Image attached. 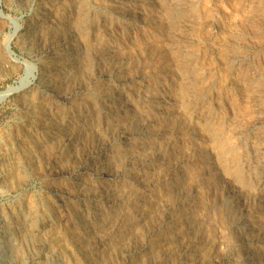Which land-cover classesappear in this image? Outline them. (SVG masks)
Wrapping results in <instances>:
<instances>
[{
  "label": "rangeland",
  "instance_id": "1",
  "mask_svg": "<svg viewBox=\"0 0 264 264\" xmlns=\"http://www.w3.org/2000/svg\"><path fill=\"white\" fill-rule=\"evenodd\" d=\"M122 1L0 0V153L11 150L19 158L18 162H14L16 164L6 167L10 173L0 178V264H20L21 258L23 264H264V164L257 160L256 152L240 142L233 133L234 128L244 129L248 122L259 124V128L264 129V87L254 85L257 86L254 90L249 84L253 74L246 70L247 66L262 68L264 64L261 63L264 62V0ZM51 2L55 4L53 9L48 6ZM83 5L88 13L78 18L74 11ZM41 8L49 9L60 25L63 23L76 28V33L82 34L81 38L88 47L84 75L75 85L78 101L65 107L61 103L53 106L52 102H44L56 127L81 133L82 136L76 139L77 147L73 154L59 142L54 143L46 134L33 137L35 147L20 142L26 118L22 113V103H18L17 91L33 86L39 74L38 64L42 54L23 41L19 29L29 24L41 26ZM181 12H184L183 15ZM105 13L109 16L105 17ZM175 42L177 45L180 43L179 50ZM7 43L10 51L7 50ZM100 46L107 48V54L96 56L93 47ZM180 54L192 56L190 62L185 61L189 65L186 74L181 72L183 63ZM237 57L245 60L239 62ZM187 74L190 76L185 78ZM34 92V89L29 90V99L21 98L25 101L23 106L33 103L31 97L35 96ZM93 95L97 98L91 99ZM256 96L259 97L258 102L252 105ZM191 100L195 105L192 112L203 115L199 121H191L193 123L187 122L184 116L187 103ZM150 107L152 111L148 109ZM83 116L88 121L79 123L78 119ZM140 121L145 125L143 137L134 135L131 125ZM116 123L121 128L119 131ZM207 124L215 128L225 146L232 149L233 153L225 157L229 166L223 164L219 148L209 130L207 132L210 128ZM120 131L129 135L122 136ZM169 143L173 146L171 149L167 146ZM234 143L236 146H233ZM100 147H105L106 153H102ZM26 152L30 155L27 156ZM127 153L140 155L136 157L133 169H126L113 180L100 177L97 169L100 163L114 162L116 157L121 159ZM87 155L92 157V161L87 163L89 169L86 171L80 166L88 158ZM142 164H145L144 167ZM238 169L242 178L235 174ZM78 179L82 180V184L77 183ZM108 188L114 189V206L106 205L102 197V191ZM79 189H85L86 196L90 193L94 199L81 196ZM186 217L194 222L189 229L193 234L191 239L195 240L189 249L182 248L174 235L176 232L183 233L184 222L174 229L168 228L166 223L170 218L180 221ZM25 220L34 223L25 229ZM15 221L18 223L10 225ZM118 226L121 229L116 235ZM163 229L166 234L161 232ZM28 236L37 241H29ZM14 248L21 251L20 258L14 253ZM2 251L8 255H2Z\"/></svg>",
  "mask_w": 264,
  "mask_h": 264
},
{
  "label": "bare ground",
  "instance_id": "2",
  "mask_svg": "<svg viewBox=\"0 0 264 264\" xmlns=\"http://www.w3.org/2000/svg\"><path fill=\"white\" fill-rule=\"evenodd\" d=\"M18 1V0H17ZM125 1V0H123ZM122 1V2H123ZM166 1V0H165ZM179 1V0H178ZM262 1V0H261ZM54 2V0H53ZM53 2H51V5H48L49 8L51 9L52 8V5H55ZM84 2V1H83ZM82 2V3H83ZM121 2V1H119ZM128 2H134V0H127V3ZM153 2V1H151ZM155 2V1H154ZM175 2V1H174ZM264 1H262L263 3ZM81 3V2H80ZM137 3V2H136ZM189 3V2H188ZM46 4V3H45ZM59 4H61L59 2ZM79 4V3H78ZM165 4V2H164ZM171 4V3H170ZM178 5V4H177ZM176 5V6H177ZM44 6V5H43ZM47 6V5H46ZM58 6V5H56ZM132 6V5H131ZM158 6V5H157ZM189 6V5H188ZM88 7V6H87ZM142 7V6H141ZM148 7V6H147ZM181 7V6H180ZM191 7V6H190ZM251 7V6H250ZM262 7V6H261ZM81 8V9H80ZM176 8V7H175ZM38 9V8H37ZM53 9V8H52ZM77 9V8H76ZM158 9V8H157ZM185 9V8H184ZM59 10V9H58ZM88 10V9H87ZM128 10V9H127ZM61 11V10H60ZM90 11V10H89ZM122 11V10H121ZM133 11V10H132ZM131 11V13H132ZM167 11H169V9H167ZM175 11V10H174ZM178 11V10H177ZM180 11V9H179ZM185 11V10H184ZM187 11V10H186ZM191 11V10H190ZM36 12V11H35ZM39 12V11H38ZM41 12V15H39L40 17V20H41V26H39L38 24H29L27 27L25 28H20L19 29V34H20V37L23 39V41H25L26 43L29 44V46H32V47H35V49L37 48V50H39V53L42 54V59L40 60L39 62V74L38 76L36 77V80H35V83H33V86L30 87H26L23 89V90H19L17 91V98H18V103H22L20 104L22 106V109H23V112L24 113V117L26 118V122H25V125H24V129L21 130V138L22 141L20 140V142H23L22 144H26V145H30V147L32 146H36L35 144L32 143L33 141V137L35 135H40L41 134H46V135H49L51 137V139L55 142H59L60 145H64L67 149V151L71 154L74 153V151L76 150V144L75 142H77L76 139H79L81 135L80 132H70L69 130L67 129H63L62 128H58L56 127V123L52 122V118L49 116V112L46 110L47 108V105L44 104V102L48 101V102H52L53 106H59V103H61L64 107L67 106V105H70V104H74V102H77L78 99L76 100V90H75V85L81 81V78L83 77L84 75V69L86 68V62H87V51H88V47L87 45L85 44V42L82 40L81 38V35L82 34H77L75 29L71 26H66L65 24L63 25H60L57 21H56V17L51 14L50 10L48 9H45V8H41L40 10ZM57 12V10H56ZM77 15V17H83L85 14L87 15V11L83 5V7H79L77 10L74 11ZM165 12V11H164ZM43 13V14H42ZM53 13V12H52ZM154 13V12H153ZM166 13V12H165ZM182 13V12H181ZM184 13V12H183ZM183 13L181 15H183ZM187 13V12H186ZM164 14V13H163ZM168 14V13H167ZM171 16L172 14L169 13ZM176 15H177V12H176ZM103 16V15H102ZM101 16V17H102ZM109 16V15H108ZM106 16V13H105V17H108ZM140 16V15H137V17ZM69 17V16H68ZM86 17V16H85ZM104 17V18H105ZM166 17V15H165ZM170 17V16H169ZM179 17V15H178ZM181 17V16H180ZM183 17V16H182ZM119 18V17H118ZM171 18V17H170ZM176 18V17H175ZM251 18V17H250ZM91 19V18H90ZM182 19V18H181ZM180 19V20H181ZM79 20V19H78ZM108 20V19H107ZM172 20H173V17H172ZM1 21V20H0ZM77 21V20H76ZM80 21V20H79ZM168 21V19H167ZM175 22L177 21L174 20ZM61 22V21H60ZM81 22V21H80ZM79 22V23H80ZM122 22V21H121ZM135 22V21H133ZM150 22V21H149ZM153 22V21H152ZM165 22V21H164ZM169 22V21H168ZM2 23V22H1ZM36 23V22H35ZM84 23V21H83ZM99 23V22H98ZM69 24V23H68ZM74 24V23H73ZM72 24V25H73ZM159 24V23H158ZM173 24L175 25V23L173 22ZM77 25V24H76ZM79 25V24H78ZM86 25V24H84ZM140 25V24H139ZM144 25V24H143ZM183 25V24H182ZM213 25V24H212ZM87 26V25H86ZM107 26V25H106ZM181 26V25H180ZM78 28V26H76ZM124 27V26H123ZM135 27V26H134ZM143 27V26H142ZM157 27V26H156ZM210 27V26H209ZM104 28V27H103ZM112 28V27H111ZM161 28V27H160ZM171 28V27H170ZM174 28V27H173ZM177 28H179L177 26ZM84 29V28H83ZM107 29V28H106ZM118 29V28H117ZM124 29V28H123ZM139 29V28H138ZM214 29V28H213ZM241 29V28H240ZM88 30V28H87ZM120 30V29H119ZM162 30V29H161ZM184 30V29H183ZM83 31V30H81ZM106 31V30H105ZM171 32V31H170ZM213 32V31H212ZM215 32V31H214ZM86 33V32H84ZM109 33V32H108ZM107 33V34H108ZM182 33V32H180ZM110 34V33H109ZM215 34V33H214ZM118 35V34H117ZM168 35V34H167ZM185 35V34H184ZM89 36V35H88ZM99 36V35H98ZM103 36V35H102ZM108 36V35H107ZM204 36V35H203ZM211 36V35H210ZM87 37V36H86ZM175 37V36H174ZM233 37V36H232ZM105 38V37H104ZM108 38V37H107ZM202 38V37H201ZM207 38V37H206ZM205 38V39H206ZM94 39H97V38H94ZM176 39V37H175ZM180 39V38H179ZM112 40V39H111ZM87 41V39H86ZM98 41V40H97ZM88 42V41H87ZM94 42V41H93ZM89 43V42H88ZM113 43V42H112ZM177 42H175L176 44ZM207 43V42H206ZM235 43V42H234ZM171 44V43H169ZM180 44V43H179ZM175 45L177 47V50H179V46L181 45ZM182 44V43H181ZM25 45V44H24ZM104 45V44H103ZM107 45V44H106ZM184 45V44H183ZM188 45V44H187ZM235 45V44H234ZM114 46V45H113ZM189 47V46H188ZM184 48V47H183ZM95 49V50H94ZM107 48H104V47H97V48H94L93 47V50L96 52V56H102L104 54H107ZM189 49V48H188ZM238 49V48H237ZM30 50H33V49H30ZM37 50H36V54H37ZM181 50V49H180ZM183 50V49H182ZM186 50V49H185ZM232 50V49H231ZM230 50V52H231ZM233 51V50H232ZM235 52V50H234ZM180 53V52H179ZM229 53V52H227ZM39 54V55H40ZM95 54V53H94ZM191 54V53H190ZM239 54V53H238ZM39 55H36V56H39ZM88 55V54H87ZM240 55V54H239ZM251 55H253L251 53ZM91 56H92V53H91ZM191 56V55H190ZM190 56L189 55H179V58L182 59V69H181V72L185 73L187 72V70L189 69L188 66L186 65V62H190ZM197 56V55H196ZM241 56V55H240ZM245 56V55H244ZM192 57V56H191ZM199 57V56H198ZM235 57V56H234ZM246 57V56H245ZM93 58V57H92ZM229 58V57H228ZM238 58V57H237ZM248 58V57H247ZM258 58V57H257ZM91 59V58H90ZM235 59V58H234ZM249 59V58H248ZM259 59V58H258ZM193 60V59H192ZM237 61H243L245 60V58H238L236 59ZM186 61V62H185ZM226 61V60H225ZM259 61V60H257ZM166 62V61H165ZM197 62V61H196ZM195 62V63H196ZM233 62V61H231ZM236 62V61H235ZM227 63V61H226ZM237 63V62H236ZM258 63V62H257ZM261 63H264V62H261ZM96 64V63H95ZM123 64V63H122ZM197 64V63H196ZM124 65V64H123ZM122 65V67H123ZM245 66H247V64H244ZM243 65V66H244ZM255 65V64H254ZM193 66V65H192ZM229 66V65H228ZM233 66H235L233 64ZM232 66V67H233ZM238 66V64L236 65ZM250 66V64H249ZM97 67V66H96ZM106 68V67H105ZM112 68V67H111ZM120 68V67H119ZM191 68V67H190ZM228 68V67H227ZM235 68V67H234ZM164 70V68H162ZM169 69V68H168ZM240 69V68H239ZM244 69V68H243ZM97 70V69H96ZM232 70V69H231ZM234 70V69H233ZM246 70L250 73L253 74V78L250 80L249 84L251 85V87L254 88V90L257 89V86H261V87H264V64L261 67L259 68H249L247 66ZM240 71V70H239ZM246 71V72H247ZM97 73V72H96ZM86 74V72H85ZM117 74V73H116ZM125 74V72H124ZM162 74V73H161ZM186 74V73H185ZM190 74V73H189ZM187 74L188 76H185L186 77H189L190 75ZM195 74V73H194ZM114 76V75H113ZM122 75H120L121 77ZM159 76V75H158ZM165 76V75H164ZM232 76V75H231ZM242 76V74H241ZM105 77V76H104ZM140 77V76H139ZM166 77V76H165ZM176 77V76H175ZM240 77V76H239ZM163 78V77H162ZM244 78V77H243ZM251 78V77H250ZM96 79V78H95ZM113 79V78H112ZM129 79V78H128ZM177 79V78H176ZM201 79V78H200ZM237 79V78H236ZM90 80V79H89ZM142 80V79H141ZM162 80V79H161ZM170 80V79H169ZM187 80V79H185ZM184 80V81H185ZM191 80V79H190ZM203 80V79H202ZM242 80V79H241ZM247 80V79H246ZM166 81V80H165ZM240 82V80H238ZM98 82V81H97ZM113 82V81H112ZM162 82V81H161ZM164 82V81H163ZM193 82V81H191ZM195 82V81H194ZM205 82V81H203ZM30 83V82H29ZM99 83V82H98ZM110 83V82H109ZM124 83V82H123ZM143 83V82H142ZM160 83V81H159ZM100 84L102 85V83L100 82ZM117 84V83H116ZM160 84H163V83H160ZM176 84V83H175ZM236 84V83H235ZM25 85V84H24ZM158 85V84H157ZM249 85V86H250ZM254 85H257L256 87ZM164 86V85H163ZM178 86V85H176ZM182 86V84H181ZM90 87V86H89ZM136 87V85H135ZM142 87V86H141ZM207 87V86H206ZM21 88V87H20ZM19 88V89H20ZM23 88V87H22ZM126 88V87H125ZM159 88V87H158ZM176 88V87H175ZM210 88V87H209ZM243 88V87H241ZM35 90V96L31 97L33 98V103L31 102H28V105L26 106H23L24 102L23 100H21V98H25L27 99V95H28V92L29 90ZM77 89V88H76ZM128 89V88H127ZM138 89V88H137ZM145 89V88H144ZM204 89V88H203ZM212 89V88H211ZM93 90V89H92ZM108 90V89H107ZM155 90V89H154ZM153 90V91H154ZM169 90V89H168ZM182 90V89H181ZM250 90V89H249ZM78 91V90H77ZM83 91V90H82ZM104 91V90H102ZM111 91V90H110ZM133 91V90H132ZM174 91V90H173ZM177 91H180L177 89ZM207 91V89H206ZM209 91V90H208ZM107 92V91H106ZM131 92V90H130ZM145 92V91H144ZM150 92V91H149ZM176 91H174L175 93ZM197 92V91H196ZM99 93V92H98ZM110 93V92H109ZM137 93V92H135ZM166 93V92H165ZM192 93V92H191ZM264 93V92H263ZM88 94V93H87ZM96 94V93H95ZM102 95V92L100 90V93ZM182 94V93H181ZM208 93H206L205 95H207ZM105 95V94H104ZM120 95V94H119ZM125 95V94H124ZM134 95V94H133ZM141 95V94H140ZM176 95V94H175ZM195 95V94H194ZM193 95V96H194ZM88 96V95H87ZM116 96V95H115ZM187 96V95H186ZM192 96V95H191ZM122 97V95H121ZM125 97V96H124ZM185 97V95H184ZM189 97V96H188ZM82 98V97H81ZM88 98V97H87ZM86 98V99H87ZM97 98L95 95H93V97H91V99H95ZM106 98V97H105ZM158 98V97H157ZM173 98V97H172ZM211 98V97H210ZM249 98V97H248ZM258 96H256L255 99L252 100V105H256L257 102H258ZM263 98V97H262ZM29 99V98H28ZM90 99V100H91ZM101 99V98H100ZM142 99V98H141ZM159 99V98H158ZM176 99V98H175ZM187 99V98H186ZM218 99V98H217ZM220 99V98H219ZM264 99V98H263ZM76 100V101H75ZM127 100V99H126ZM139 100V99H138ZM148 100V99H147ZM29 101V100H28ZM93 101V100H92ZM134 101V100H133ZM163 101V100H162ZM166 101H168L166 99ZM182 101V100H181ZM210 101V100H209ZM27 102V101H26ZM101 102V101H99ZM111 102V101H110ZM115 102V101H114ZM120 102V101H119ZM125 102V101H124ZM130 102V101H129ZM128 102V103H129ZM202 102V101H201ZM218 102V101H217ZM227 102V101H226ZM180 103V102H179ZM225 103V101H224ZM27 104V103H26ZM82 104V103H81ZM90 104V103H89ZM88 104V105H89ZM99 104V103H98ZM138 104V103H137ZM141 104V103H140ZM185 104V103H184ZM208 104H210L208 102ZM92 105V104H91ZM103 105V104H102ZM101 105V106H102ZM126 105V104H125ZM139 105V104H138ZM158 105V104H157ZM161 105V104H160ZM193 105H194V101L191 100V101H188L187 103V111L185 113V119L187 122H191V121H194L198 119V121L203 118V115L200 114H197V113H193L192 110H193ZM198 105V104H197ZM211 105V104H210ZM231 105V103H230ZM73 106V105H72ZM79 106V105H78ZM117 106V105H116ZM124 106V105H123ZM129 106V105H128ZM127 106V107H128ZM165 106V105H164ZM195 106V105H194ZM213 106V105H212ZM218 106V105H217ZM92 107V106H91ZM98 107V106H97ZM169 107V106H168ZM185 107V106H184ZM206 107V106H205ZM220 107V106H219ZM252 107V106H251ZM250 107V108H251ZM96 108V107H95ZM105 108V107H104ZM121 108V107H120ZM126 108V107H125ZM197 108V107H196ZM211 108V107H210ZM255 108V107H254ZM263 108V107H262ZM51 109V108H50ZM65 109V108H64ZM63 109V110H64ZM88 108L86 107V110ZM118 109V108H117ZM124 109V108H123ZM131 109V107H130ZM148 109H151L148 108ZM180 109V108H179ZM182 109H183V106H182ZM205 109V108H204ZM97 110V109H96ZM106 110V109H105ZM116 110V109H115ZM181 110V109H180ZM212 110V109H211ZM217 110V109H216ZM239 110V109H238ZM21 111V109H20ZM50 111V110H49ZM66 111V110H65ZM71 111V110H70ZM128 111V110H126ZM152 111V109L150 110ZM155 111V110H154ZM177 111V110H176ZM204 111V110H203ZM210 111V110H208ZM56 112V111H55ZM63 112V111H62ZM97 112V111H96ZM111 112V111H110ZM120 112V111H119ZM156 112V111H155ZM195 112V110H194ZM197 112V111H196ZM201 112V111H200ZM225 112V111H224ZM262 112V110H261ZM260 112V113H261ZM89 113V112H88ZM107 113V112H106ZM114 113V112H113ZM134 113V112H133ZM228 113V112H227ZM231 113V112H230ZM245 113V112H244ZM51 114V113H50ZM56 114V113H55ZM63 114V113H62ZM77 114V112H76ZM98 114V113H97ZM128 114V113H127ZM165 114V113H164ZM205 114V113H204ZM215 114V113H214ZM229 114V113H228ZM96 115V114H95ZM233 115V114H232ZM111 116V115H110ZM133 116V115H132ZM259 116V115H258ZM54 117V116H53ZM57 117V116H56ZM115 117V116H114ZM172 117V116H171ZM216 117V116H215ZM235 117V116H234ZM250 116H248L249 118ZM62 118V117H60ZM91 118V117H90ZM96 118V117H95ZM173 118V117H172ZM238 118V117H237ZM257 118V117H256ZM97 119V118H96ZM121 119V118H120ZM171 119V118H170ZM241 119V118H240ZM55 120V119H54ZM63 120V118H62ZM124 120V119H123ZM128 120V119H127ZM167 120V118H166ZM210 120V119H208ZM220 120V119H219ZM73 121V120H72ZM79 123H86L88 121V118L87 117H82V118H79L78 119ZM91 121V120H90ZM113 121V120H112ZM117 121V120H116ZM252 121V120H251ZM56 122V121H55ZM63 122V121H62ZM93 122V121H92ZM132 122V121H131ZM129 122V123H131ZM233 122V121H232ZM253 122V121H252ZM77 123V122H76ZM151 123V122H150ZM193 123V122H191ZM262 123V122H261ZM260 123V124H261ZM78 124V123H77ZM110 124V123H109ZM101 125V124H100ZM119 123H116V127H118V131H119ZM134 128V135L137 134L138 137H143L144 135L142 134V131H144V127L145 125L140 121V122H136V124H131ZM215 125V123H214ZM217 125V124H216ZM233 125V124H232ZM231 125V126H232ZM259 125V124H258ZM257 124L255 123H249L247 125H245L246 127L244 129H240V128H234V131L233 133L236 135V137L238 138V140H240V142L244 143L245 145L247 146H250L255 152L256 154L258 155L257 160H259L261 163L264 164V129H261L259 128L260 126H258ZM97 126V124H96ZM208 127L209 124H207ZM213 126V125H212ZM219 126V125H217ZM67 127V126H66ZM74 127V126H73ZM200 127V126H199ZM216 127V126H215ZM225 127V126H224ZM241 127V126H240ZM72 128V127H71ZM70 128V129H71ZM77 128V127H76ZM96 128V127H95ZM242 128V127H241ZM121 129V128H120ZM215 129V128H214ZM214 129H212V127L208 128L207 129V132L209 130V133L212 135H209L212 137V139L214 138L215 140V143H216V146L219 148V155L220 157L223 158V164L225 163V165L229 166V163L228 161H226L225 157L227 155L230 156L231 152L233 153L232 149L229 147H226L225 144L222 142L221 140V135H219V133L217 131H215ZM83 130V129H82ZM81 130V131H82ZM113 130V129H112ZM219 130V129H218ZM224 130V129H223ZM75 131V130H74ZM84 131V130H83ZM205 131V130H204ZM220 131V130H219ZM222 131V130H221ZM103 132V131H102ZM227 132V131H226ZM195 133V131H194ZM86 134V133H85ZM120 135H124V136H128L129 134L125 133L124 131H120L119 133ZM161 134V133H160ZM207 134V135H208ZM228 135V134H227ZM45 136V135H44ZM159 136V135H158ZM232 137H234L233 135H231ZM14 137V136H13ZM135 137V136H134ZM157 137V136H156ZM179 137V136H178ZM184 137V136H183ZM223 137V136H222ZM43 138V137H42ZM47 138V137H46ZM121 138V137H120ZM148 138V137H147ZM140 139V138H139ZM138 139V140H139ZM24 140V141H23ZM36 140V139H35ZM102 140V139H101ZM196 140V139H195ZM210 140V139H209ZM228 140V138H227ZM17 141V140H16ZM118 141V140H117ZM152 141V140H151ZM199 141V140H198ZM230 141V140H229ZM41 142V141H40ZM90 142V141H89ZM119 142V141H118ZM138 142V141H137ZM149 142V141H148ZM197 142V141H196ZM235 142V141H234ZM36 143V142H34ZM51 143V141H50ZM110 143V142H109ZM114 143V142H113ZM38 144V143H36ZM42 144V143H41ZM210 144V143H209ZM237 144V143H236ZM243 144V145H244ZM43 145V144H42ZM78 145V144H77ZM123 145V144H122ZM127 145V144H126ZM166 145V144H165ZM235 145V143L233 144V146ZM244 145V146H245ZM16 146V145H15ZM45 146V145H43ZM90 146V145H89ZM168 148L171 149L172 144L169 143L168 145ZM180 146V145H179ZM236 146V145H235ZM40 147V146H39ZM42 147V146H41ZM119 147V146H118ZM144 146H140V148H142ZM146 147V146H145ZM175 147V146H174ZM215 147V145H214ZM22 148V147H21ZM29 148V146H28ZM38 148V147H37ZM43 148V147H42ZM63 148V147H62ZM101 148V147H100ZM117 148V147H116ZM126 148V147H125ZM245 148V147H243ZM14 149V148H13ZM40 149V148H39ZM237 149V148H236ZM19 150V149H18ZM28 150V149H27ZM33 150V149H32ZM31 150V151H32ZM36 150V149H35ZM64 150V149H63ZM84 150V149H83ZM86 150V148H85ZM94 150V148H93ZM92 150V151H93ZM106 148L103 147L101 148V152H105ZM122 150V149H121ZM25 151V150H23ZM22 151V152H23ZM29 151V152H31ZM58 151V150H57ZM60 151V150H59ZM82 151V150H81ZM100 151V150H99ZM98 151V152H99ZM125 151V150H123ZM138 151V150H137ZM217 151V149L215 150ZM29 152H26L27 156L30 155ZM38 152V151H37ZM67 152V153H68ZM76 152V151H75ZM80 152V151H79ZM254 152V153H255ZM25 153V152H24ZM35 153V152H34ZM45 154V152H43ZM57 153V152H56ZM84 153V152H83ZM96 153V152H95ZM106 153V152H105ZM240 153V151H239ZM243 153V152H242ZM25 154V155H26ZM32 154V153H31ZM98 154V153H96ZM139 153H137L136 155H128L125 154V155H122L121 156V159L120 158H117L116 157V160L114 162H102L98 165L97 169H98V172L101 174V178H105V180H113L119 176H121L124 171L126 169H133V164L134 162H136V157H139L140 155H138ZM246 154V153H245ZM65 155V154H64ZM83 155V154H82ZM95 155V154H94ZM121 155V154H120ZM165 155V154H164ZM171 155V154H170ZM176 155V154H175ZM251 154H249L250 156ZM255 155V154H254ZM24 156V154H23ZM50 156V155H49ZM218 156V155H216ZM242 156V154H241ZM240 156V157H241ZM244 156V155H243ZM256 156V155H255ZM33 157V156H31ZM61 157V156H60ZM68 157V155H67ZM88 157V155H87ZM94 157V156H93ZM201 157V156H200ZM22 158V157H21ZM64 158V157H63ZM92 157L89 156L85 162H82L80 168H83V169H89L88 168V165L87 163L90 162V160L92 161L91 159ZM206 158V157H205ZM219 158V157H218ZM235 158V157H234ZM233 158V159H234ZM245 158V157H244ZM23 159V158H22ZM28 159V158H27ZM62 159V158H61ZM70 159V158H69ZM158 159V158H157ZM166 159V158H165ZM227 159H230L227 157ZM248 159V158H247ZM19 158H18V155L14 152V151H5V152H2L0 153V178H3V177H6L10 172L9 170L6 168L8 165H10L11 163H14V162H18ZM25 160V159H24ZM63 160V159H62ZM72 160V159H71ZM250 160V159H249ZM256 160V161H257ZM31 161V160H30ZM49 161V160H48ZM51 161V160H50ZM100 161V160H99ZM240 161V160H239ZM244 161V160H243ZM247 161V160H246ZM22 162V161H21ZM154 162V161H153ZM203 162V161H202ZM206 162V161H205ZM232 162V161H231ZM230 162V163H231ZM241 162V161H240ZM61 163V162H60ZM71 163V161H70ZM77 163V162H76ZM221 163V162H220ZM16 164V163H14ZM18 164V163H17ZM23 164V163H22ZM29 163H27L28 165ZM34 164V163H33ZM49 164V163H48ZM78 164V163H77ZM159 164V163H158ZM200 164V163H199ZM13 165V164H12ZM31 165V163H30ZM53 165V163H52ZM145 164H142V166L144 167ZM180 165V164H179ZM220 165V164H219ZM259 165V164H258ZM18 167V165H16ZM55 166V165H54ZM94 166V165H93ZM157 166V165H156ZM184 166V165H183ZM222 166V165H221ZM234 166V165H233ZM12 167V166H11ZM16 167V168H17ZM20 167V166H19ZM23 167V165L21 166ZM25 167V166H24ZM148 167V166H147ZM181 167V166H180ZM203 167V166H202ZM256 167V166H255ZM10 168V167H9ZM56 168V167H55ZM157 168V167H156ZM225 168V167H223ZM263 168V167H262ZM20 169V168H19ZM49 169V168H48ZM72 169V168H71ZM138 169V168H137ZM143 169V168H142ZM158 169V168H157ZM178 169V168H177ZM176 169V170H177ZM181 169V168H180ZM213 169V168H212ZM234 169V168H233ZM240 169V168H239ZM238 170H235V174L236 176H240V178H242V174L241 172ZM255 169V168H254ZM12 170V169H11ZM10 170V171H11ZM75 170V169H74ZM186 170V169H185ZM224 170V169H223ZM259 170V168H258ZM77 171V170H76ZM81 171V170H80ZM87 171V170H86ZM179 171V170H178ZM251 171V170H250ZM255 171V170H254ZM62 172V171H61ZM94 172V171H93ZM97 172V173H98ZM140 172V171H139ZM207 172V171H206ZM264 172V170H263ZM13 173V172H12ZM64 173H69V172H64ZM73 172H71L72 174ZM98 173V174H99ZM144 173V172H143ZM180 173V172H179ZM227 173V171L225 172ZM232 173V172H231ZM33 174V173H32ZM70 174V173H69ZM74 174H76L74 172ZM171 174V172H170ZM213 174V173H212ZM220 174V172H219ZM144 175V174H143ZM264 175V174H263ZM12 176V175H11ZM69 176V175H68ZM81 176V175H80ZM97 176V175H96ZM235 176V175H234ZM250 176V175H249ZM83 177V176H82ZM95 177V176H94ZM167 177V176H166ZM262 177V176H261ZM87 178V177H86ZM89 178V177H88ZM168 178V177H167ZM171 178V177H170ZM174 178V177H173ZM178 178V177H177ZM223 178V177H222ZM236 178V177H235ZM138 180V178H136ZM176 179V178H175ZM183 179V178H182ZM217 179V178H216ZM224 179V178H223ZM237 179V178H236ZM250 179V178H248ZM247 179V180H248ZM252 179V178H251ZM260 179V178H259ZM79 181L77 183L82 184V180L80 181V179H78ZM142 180V179H141ZM164 180V179H163ZM226 180V179H225ZM229 180V179H228ZM59 181V180H58ZM61 181V180H60ZM77 181V180H76ZM132 181V180H131ZM171 181V180H170ZM174 181V179H173ZM181 181V180H180ZM75 182V181H74ZM103 182V181H102ZM142 182V181H141ZM165 182V181H163ZM169 182V181H168ZM177 182V181H176ZM217 182V181H216ZM235 182V180H234ZM237 182V181H236ZM235 182V183H236ZM260 182V181H259ZM61 183V182H60ZM65 183V182H64ZM76 183V182H75ZM92 183V182H90ZM172 183V182H171ZM230 183V182H229ZM57 184V182H56ZM71 184V183H70ZM59 185V183H58ZM94 185V184H93ZM106 185V184H105ZM154 185V184H153ZM167 185V184H166ZM170 185V184H169ZM180 185H181V182H180ZM240 185V184H238ZM55 186V185H54ZM57 186V185H56ZM60 186V185H59ZM126 186V185H125ZM128 186V185H127ZM244 186V185H243ZM248 186V185H247ZM70 187V186H69ZM113 187V186H112ZM121 187V186H120ZM156 187V186H155ZM159 187V186H158ZM177 187V186H176ZM72 188V187H71ZM93 188V187H92ZM103 188V187H101ZM142 188V186H141ZM149 188V187H147ZM166 188V187H165ZM196 188V187H195ZM67 189V188H66ZM111 189V188H110ZM123 189V188H122ZM172 189V188H171ZM81 191H79V193H81L80 195L81 196H86V194L84 193V190L82 191V189H79ZM87 190V188H86ZM114 189H111L109 190L106 189L105 191H102V197L103 199L105 200L106 202V205L108 204L109 206H114L116 204V201H115V198H114V191H112ZM119 190V189H118ZM146 190V189H145ZM120 191V190H119ZM83 192V193H82ZM180 192H182V189L180 190ZM194 192V191H193ZM264 192V190H263ZM68 193V192H67ZM94 193V192H93ZM140 193V192H139ZM71 194V193H70ZM98 194V193H97ZM117 194V193H116ZM99 195V194H98ZM97 195V196H98ZM196 195V194H195ZM264 195V194H263ZM60 196V195H59ZM71 197V196H70ZM87 198L89 199H94L93 196H91L90 193H87ZM85 197V198H86ZM84 198V197H83ZM82 198V199H83ZM96 198V197H95ZM140 198V197H139ZM193 198V197H192ZM133 199V198H132ZM190 199V198H189ZM75 200V199H74ZM102 200V199H101ZM135 200V199H134ZM192 200V199H191ZM125 201V200H124ZM119 202V201H118ZM70 203V202H69ZM190 203V202H189ZM78 204V203H77ZM92 204V203H91ZM131 204V203H130ZM188 204V203H187ZM61 205V204H60ZM94 205V204H93ZM103 205V204H102ZM92 206V205H90ZM97 207V206H96ZM184 207V206H183ZM26 208H29V207H26ZM31 208V207H30ZM72 208V207H71ZM80 208V207H79ZM20 209V208H19ZM37 209V208H36ZM106 209V208H105ZM122 209V207H121ZM30 210V209H29ZM32 210V209H31ZM35 210V209H33ZM85 210V209H84ZM144 210V209H143ZM176 210V209H175ZM196 210V209H195ZM12 211V210H11ZM10 211V212H11ZM72 211V210H71ZM87 211V210H86ZM113 211V209H112ZM168 211V210H167ZM179 211V210H177ZM14 212V211H13ZM31 212V211H30ZM33 212V211H32ZM45 212V211H44ZM76 212V211H75ZM121 212V211H120ZM135 212V211H134ZM192 211H190L191 213ZM49 213V212H48ZM58 213V212H57ZM138 213V212H137ZM146 213V212H145ZM179 213V212H178ZM261 213V212H260ZM29 214V213H28ZM37 214V213H36ZM35 214V216H36ZM44 214V213H43ZM76 214V213H74ZM88 214V213H87ZM91 214V213H89ZM103 214V213H102ZM105 214V213H104ZM110 214V213H109ZM171 214V213H170ZM263 214V213H262ZM21 215V214H20ZM34 215V214H33ZM32 215V217H33ZM41 215V214H40ZM39 215V216H40ZM45 215V214H44ZM132 215V214H131ZM253 215V213H252ZM251 215V216H252ZM257 215V214H256ZM6 216V215H5ZM13 216V215H12ZM81 216V215H79ZM9 217V216H8ZM25 217V216H24ZM48 217V216H47ZM75 217V216H74ZM89 217V216H88ZM98 217V216H97ZM106 217V216H105ZM181 217V216H180ZM179 217V218H180ZM13 218V217H12ZM34 218V217H33ZM37 218V217H36ZM35 218V219H36ZM44 218V217H43ZM58 218V217H57ZM61 218V217H60ZM59 218V219H60ZM82 218V217H81ZM142 218V217H141ZM182 218V217H181ZM255 218V217H254ZM253 218V219H254ZM258 218V217H257ZM23 219V218H22ZM52 219V218H51ZM58 219V220H59ZM67 219V218H66ZM77 219H79V217H77ZM105 219V218H104ZM164 219V218H163ZM178 219V218H177ZM10 220V219H9ZM56 220V221H58ZM102 220V219H101ZM109 220V219H108ZM25 226L27 229V227H30L33 223L31 222V220H25ZM38 221V220H37ZM47 221V220H46ZM86 221V220H84ZM132 221V220H131ZM143 221V220H142ZM163 221V220H162ZM166 221V220H165ZM184 222V225L186 226L185 227V230L183 231V233L181 232H176L174 233L176 239L179 241L180 245L182 248H185V249H189L192 247L193 243H194V239H191L193 237V234L191 233V230L189 228H191L193 225H194V222L191 221L190 219L188 220L187 217L183 219H181L180 221L176 220V219H172L170 218V220L167 223L168 225V228H175L176 225H179L180 223L182 224ZM251 221V220H249ZM263 221V220H262ZM6 222V221H4ZM18 223V221H15V222H12L10 223L11 224H14V223ZM141 222V221H140ZM258 222V221H256ZM261 222V221H260ZM67 223V222H66ZM113 223V222H112ZM119 223V222H116V224ZM5 224V223H4ZM23 224V223H22ZM39 224V223H37ZM250 224V223H249ZM263 224V223H262ZM19 225V224H18ZM52 225V224H51ZM63 225V224H62ZM65 225V224H64ZM63 225V226H64ZM90 225V224H89ZM126 225V224H125ZM248 225V224H247ZM17 226V225H16ZM36 226V225H34ZM61 226V225H60ZM123 226V224H122ZM132 226V225H131ZM134 226V225H133ZM139 226V225H138ZM148 226V225H147ZM153 226V225H152ZM160 226V225H159ZM236 226V225H235ZM258 226V224H257ZM21 227V226H20ZM33 227V226H32ZM31 227V228H32ZM51 227V226H50ZM73 227V226H72ZM156 227V226H154ZM164 227V226H162ZM3 228V227H2ZM6 228V227H5ZM24 228V227H23ZM33 228H36V227H33ZM60 228V227H59ZM65 228V227H64ZM62 228V229H64ZM69 228V227H67ZM79 228V227H78ZM102 228V227H101ZM120 227L118 226L116 228V232L114 234H118L119 229ZM123 228V227H122ZM157 228V227H156ZM161 228V227H160ZM259 228V227H258ZM4 229V228H3ZM7 229V228H6ZM55 229V228H54ZM92 229V228H91ZM96 229V228H95ZM121 229V228H120ZM119 229V230H120ZM145 229V228H144ZM166 229V228H165ZM165 229L161 230L164 231ZM23 230V229H22ZM20 230V231H22ZM35 230V229H34ZM41 230V229H40ZM65 230V229H64ZM106 230V229H105ZM126 230V229H125ZM168 230V229H167ZM15 231V230H14ZM62 231V230H61ZM76 231V230H75ZM108 231V230H107ZM111 231V230H110ZM124 231V230H123ZM17 232V231H16ZM65 232V231H64ZM68 232V231H67ZM79 232V231H78ZM83 232V231H82ZM113 232V230H112ZM131 232V231H130ZM144 232V231H143ZM148 232V231H147ZM160 232V231H159ZM165 232V231H164ZM173 232V231H172ZM193 232V231H192ZM132 233V232H131ZM154 233V232H152ZM156 233V232H155ZM154 233V234H155ZM249 233V232H248ZM14 234V233H13ZM98 234V233H97ZM101 234V233H99ZM123 234V233H121ZM166 234V232H165ZM21 235V234H20ZM27 235V234H26ZM49 235V234H48ZM90 235V234H89ZM110 235V234H109ZM168 235V234H167ZM32 236V235H31ZM86 236V235H85ZM88 236V235H87ZM93 236V235H92ZM98 236H101V235H98ZM96 236V237H98ZM119 236V235H118ZM146 236V234H145ZM160 236H161V233H160ZM202 236V235H201ZM242 236V235H241ZM247 236V235H246ZM69 237V235H68ZM122 237V236H121ZM156 237V236H155ZM154 237V238H155ZM164 237V236H163ZM186 237V241L184 240V238ZM7 238V237H6ZM12 238V237H11ZM14 238V237H13ZM75 238V237H74ZM78 238V237H77ZM82 238V237H81ZM113 238V237H112ZM115 238V237H114ZM127 238V237H126ZM147 238V237H146ZM144 238V239H146ZM149 238V237H148ZM153 238V237H152ZM15 239V238H14ZM17 239V238H16ZM29 241L31 239L37 241V239L35 238H32L30 236H28L27 238ZM117 239V238H116ZM134 240V238H132ZM142 239V238H141ZM143 239V240H144ZM175 239V240H176ZM22 240V239H21ZM73 240V239H72ZM99 240V239H98ZM107 240V239H106ZM174 240V239H173ZM7 241V240H6ZM18 241V240H17ZM104 241V240H103ZM171 241V239H170ZM169 241V242H170ZM200 241V240H199ZM262 241V240H261ZM264 241V240H263ZM48 242V241H47ZM84 242V241H83ZM111 242V241H110ZM154 242V241H153ZM196 242V241H195ZM4 243V242H3ZM8 243V242H7ZM23 243V241H22ZM28 243V242H27ZM38 243H40V241L37 242V245ZM99 243V242H97ZM136 243V242H135ZM138 243V242H137ZM144 243V242H143ZM160 243V242H159ZM173 243V242H172ZM247 243V242H246ZM49 244V243H48ZM54 244V243H53ZM74 244V243H73ZM86 244V243H85ZM106 244V243H105ZM114 244V243H113ZM145 244V243H144ZM151 244V243H150ZM217 244V243H216ZM253 244V243H252ZM79 245V244H78ZM107 245V244H106ZM109 245V244H108ZM118 245V244H117ZM120 245V244H119ZM218 245V244H217ZM17 246V245H16ZM75 246V245H74ZM100 246V245H99ZM137 246V245H136ZM157 246V245H156ZM166 246V245H165ZM163 246V247H165ZM245 246V245H244ZM5 247V246H4ZM14 247V246H13ZM103 247V246H102ZM214 247V246H213ZM217 247V246H216ZM251 247V246H250ZM113 248V247H112ZM111 248V249H112ZM196 248V247H195ZM258 248V247H257ZM59 249V248H58ZM57 249V250H58ZM94 249V248H93ZM121 249V248H120ZM162 250V248H160ZM244 249V248H243ZM246 249V248H245ZM3 250V249H2ZM80 250V248H79ZM100 250V249H99ZM154 250V249H153ZM158 250V249H157ZM194 250V249H193ZM217 250V249H216ZM247 250V249H246ZM264 250V249H263ZM262 250V251H263ZM19 251L17 248H14V253L16 254L17 257H19ZM90 251V250H89ZM118 251V250H117ZM120 251V250H119ZM139 251V250H138ZM152 251V250H151ZM189 251V250H188ZM202 251V250H201ZM21 252V251H20ZM86 252V251H85ZM153 252V251H152ZM187 252V251H186ZM107 253V252H106ZM120 253V252H119ZM135 253V252H134ZM142 253V252H140ZM180 252H178L177 254H179ZM189 253V252H188ZM191 253V252H190ZM6 254V252H3L2 251V255ZM149 254V253H148ZM147 254V255H148ZM175 254V253H174ZM194 254V253H193ZM8 255V254H6ZM33 255V254H31ZM120 255V254H119ZM125 255V254H124ZM168 255V254H167ZM182 255V254H181ZM187 255V254H186ZM198 255V254H197ZM235 255V254H234ZM118 256V255H117ZM128 256V255H127ZM126 256V257H127ZM254 256V255H253ZM252 256V258H253ZM257 256V254H256ZM36 257V256H35ZM34 257V258H35ZM92 257V256H91ZM95 257V256H94ZM99 257V256H98ZM104 257V256H103ZM122 257V256H121ZM134 257V256H133ZM154 257V256H153ZM175 257V256H174ZM192 257V256H191ZM196 257V256H195ZM233 257V256H232ZM20 258V257H19ZM86 258H88V256H86ZM114 258V257H113ZM256 258V257H255ZM167 259V258H166ZM184 259V258H183ZM248 259V258H247ZM20 260V259H19ZM25 260V259H24ZM95 260V259H94ZM98 260V259H97ZM116 260V259H115ZM137 260V259H136ZM181 260V259H180ZM34 261V260H33ZM54 261V260H53ZM58 261V260H57ZM103 261V259H102ZM133 261V260H132ZM160 261V260H159ZM188 261V260H187ZM19 262V261H18ZM28 262V261H27ZM56 262V261H55ZM60 262V261H59ZM95 262V261H94ZM93 262V263H94ZM125 262V261H124ZM135 262V261H134ZM164 262V261H163ZM199 262V261H198ZM257 262V261H256ZM259 262V261H258ZM96 263V262H95ZM103 263V262H102ZM136 263V262H135ZM167 263V262H166ZM175 263V262H174ZM190 263V262H189ZM192 263V262H191ZM241 263V262H240ZM254 263V262H253ZM20 264H23V258H21L20 260ZM63 264V263H62ZM87 264V263H86ZM122 264V263H121ZM128 264V263H127Z\"/></svg>",
  "mask_w": 264,
  "mask_h": 264
},
{
  "label": "water",
  "instance_id": "3",
  "mask_svg": "<svg viewBox=\"0 0 264 264\" xmlns=\"http://www.w3.org/2000/svg\"><path fill=\"white\" fill-rule=\"evenodd\" d=\"M7 50L10 51L9 43L6 44Z\"/></svg>",
  "mask_w": 264,
  "mask_h": 264
}]
</instances>
